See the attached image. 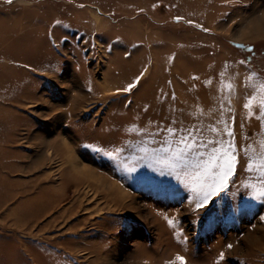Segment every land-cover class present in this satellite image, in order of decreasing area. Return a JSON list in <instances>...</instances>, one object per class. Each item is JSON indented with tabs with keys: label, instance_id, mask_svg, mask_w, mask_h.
Masks as SVG:
<instances>
[{
	"label": "rangeland",
	"instance_id": "rangeland-1",
	"mask_svg": "<svg viewBox=\"0 0 264 264\" xmlns=\"http://www.w3.org/2000/svg\"><path fill=\"white\" fill-rule=\"evenodd\" d=\"M262 18L264 0H0V264H264ZM71 160L84 179L13 232Z\"/></svg>",
	"mask_w": 264,
	"mask_h": 264
},
{
	"label": "bare ground",
	"instance_id": "bare-ground-1",
	"mask_svg": "<svg viewBox=\"0 0 264 264\" xmlns=\"http://www.w3.org/2000/svg\"><path fill=\"white\" fill-rule=\"evenodd\" d=\"M261 22H264V18L261 19V21L257 22L254 26V30H251L252 32H255V30H259L261 29V27L259 25H263ZM246 34V33H245ZM250 34V33H248ZM64 143L63 146L65 148L68 149V151L70 150V148L68 147V145ZM58 148V146H57ZM70 152V151H69ZM76 164L74 163L73 160H71L69 162L68 168L66 170H64V176H67L68 178H63V180L60 182V186L58 187L57 190H54L51 187L41 189L34 197H27L23 200V202L25 203L26 207H27V212L25 213H19V211L15 208V209H11V211L8 213V217L11 218V222H10V227L11 230L14 229L13 227L19 226V225H25L27 223H32L30 228L35 225V221L37 220L38 216L40 214H43L44 212H46L47 210H49L55 201L60 200L63 197L64 194V190L63 187L66 184V180L75 184V183H79L84 179V175L82 174H78L75 173L74 169ZM105 179V178H104ZM101 181V185H105L104 181L105 180H100ZM108 183V182H107ZM17 182H9L7 180H2L0 179V205L3 203H6L7 199H9L14 191L13 188L16 187ZM108 185L110 186V190H106L108 191L107 193H111L114 192L113 195L115 197H123L126 196V194H123L120 192V190L117 188V186L114 183H108ZM12 189V190H11ZM22 193H26V191L22 190L20 191ZM20 203V202H19ZM22 203V202H21ZM72 205H69V207H66L63 209V211H61V215L68 211L71 212L72 210ZM7 216V214H6ZM37 230H42V228H38ZM29 235L31 234V236L35 235V233L32 234L31 231L28 232Z\"/></svg>",
	"mask_w": 264,
	"mask_h": 264
},
{
	"label": "snow or ice",
	"instance_id": "snow-or-ice-1",
	"mask_svg": "<svg viewBox=\"0 0 264 264\" xmlns=\"http://www.w3.org/2000/svg\"><path fill=\"white\" fill-rule=\"evenodd\" d=\"M8 2L11 3V0H8ZM133 87H135V85L130 84L128 89H125V91L130 90ZM225 155H227V153ZM234 160L235 158L232 157L230 159L224 160L223 163L217 162L214 165V170L209 176V178L212 180V183L207 185L208 189H214L217 195L226 190V184L229 182L230 177L234 174ZM216 170H218V172ZM162 183L163 182H158V184ZM193 191L196 195H203L204 199H207L211 194L210 191L205 190L204 186H198L194 188ZM169 224H172L171 220H169ZM177 259L181 261V264H183V257L178 256Z\"/></svg>",
	"mask_w": 264,
	"mask_h": 264
},
{
	"label": "flooded vegetation",
	"instance_id": "flooded-vegetation-1",
	"mask_svg": "<svg viewBox=\"0 0 264 264\" xmlns=\"http://www.w3.org/2000/svg\"><path fill=\"white\" fill-rule=\"evenodd\" d=\"M249 53L252 55V57L254 56V54H255V49H251L250 51H249Z\"/></svg>",
	"mask_w": 264,
	"mask_h": 264
}]
</instances>
